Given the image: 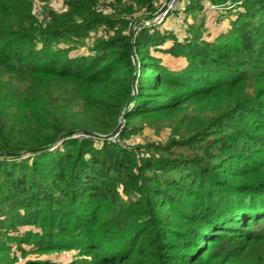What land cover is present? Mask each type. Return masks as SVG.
<instances>
[{"label": "trees", "instance_id": "16d2710c", "mask_svg": "<svg viewBox=\"0 0 264 264\" xmlns=\"http://www.w3.org/2000/svg\"><path fill=\"white\" fill-rule=\"evenodd\" d=\"M36 1L0 0V264H264V0H188L235 12L183 41L159 0Z\"/></svg>", "mask_w": 264, "mask_h": 264}, {"label": "rangeland", "instance_id": "374dc122", "mask_svg": "<svg viewBox=\"0 0 264 264\" xmlns=\"http://www.w3.org/2000/svg\"><path fill=\"white\" fill-rule=\"evenodd\" d=\"M65 0H47L45 2L36 1L34 5V14L40 21V23H45L47 21V15L50 11L62 12L65 10ZM235 12V11H234ZM234 12H231L230 15H223L224 20H220L218 12L213 11L212 13H206L202 10L197 14L189 15L186 10L184 12L180 11L177 21H168L163 25H158L159 29L167 30L169 33L176 35L179 41H183L188 36L189 26L197 22V24L204 26L205 28V37L209 39L216 38L221 32H225L229 25V16H234ZM46 24V23H45ZM45 26V25H44ZM221 29V30H220ZM168 43L166 48L170 46ZM78 53H87V49L84 47L78 51ZM156 55L162 57L164 64L170 69H179L185 65V60L175 59L172 56L164 55L162 53H156ZM170 130L164 129L162 131H156L151 128H146L143 132V135L132 137L127 140L128 144H146V143H164L167 141L170 136ZM21 256V254H19ZM61 256V255H60ZM71 258V254L63 255L61 258ZM20 263H24L23 261Z\"/></svg>", "mask_w": 264, "mask_h": 264}, {"label": "built area", "instance_id": "2783aa9c", "mask_svg": "<svg viewBox=\"0 0 264 264\" xmlns=\"http://www.w3.org/2000/svg\"><path fill=\"white\" fill-rule=\"evenodd\" d=\"M188 0H159L158 11L152 15L147 21V25L158 26L163 25L168 21H177L179 12H184ZM204 12L212 13L218 11L217 7L209 2H204ZM81 136V135H79ZM112 141H120L119 133L112 137ZM23 258H19V262H22Z\"/></svg>", "mask_w": 264, "mask_h": 264}, {"label": "water", "instance_id": "95a60500", "mask_svg": "<svg viewBox=\"0 0 264 264\" xmlns=\"http://www.w3.org/2000/svg\"><path fill=\"white\" fill-rule=\"evenodd\" d=\"M134 32H135V31L133 30V31H132V34H131V37H132V38H133V36H134ZM88 133L91 134V132H88ZM64 136H65V135H64ZM64 136H62L61 139H63Z\"/></svg>", "mask_w": 264, "mask_h": 264}, {"label": "crops", "instance_id": "0c3cea01", "mask_svg": "<svg viewBox=\"0 0 264 264\" xmlns=\"http://www.w3.org/2000/svg\"><path fill=\"white\" fill-rule=\"evenodd\" d=\"M221 30V29H220Z\"/></svg>", "mask_w": 264, "mask_h": 264}]
</instances>
